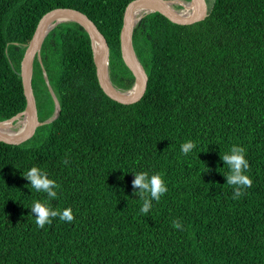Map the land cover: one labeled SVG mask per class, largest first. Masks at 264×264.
<instances>
[{"label": "trees", "instance_id": "1", "mask_svg": "<svg viewBox=\"0 0 264 264\" xmlns=\"http://www.w3.org/2000/svg\"><path fill=\"white\" fill-rule=\"evenodd\" d=\"M131 1L0 0V121L25 109L20 61L57 7L95 23L112 83L129 89L119 36ZM132 46L147 84L125 104L101 89L82 26L61 22L44 37L32 88L43 121L55 108L45 73L59 114L20 144L0 141V264H264V0H212L191 24L150 12ZM189 140L196 147L184 155ZM234 145L253 181L235 200L220 158ZM33 166L60 185L50 206L71 208L73 221L37 227L30 207L48 198L23 177ZM142 171L167 187L147 215L132 187Z\"/></svg>", "mask_w": 264, "mask_h": 264}, {"label": "water", "instance_id": "2", "mask_svg": "<svg viewBox=\"0 0 264 264\" xmlns=\"http://www.w3.org/2000/svg\"><path fill=\"white\" fill-rule=\"evenodd\" d=\"M168 1H186V3L192 5L191 14L188 16L180 15L168 6ZM209 9L210 6H208L206 0H132L126 8L119 36L121 57L134 76L132 86L126 90L116 87L110 79L109 47L105 37L95 23L86 14L77 9L57 7L47 11L40 17L20 61L19 75L26 99L25 109L8 119L0 121V124H3L14 120L16 117H21L27 120V126L23 132L15 135H8L0 131V141L10 144H20L31 138L38 126L54 120L59 114L58 101L48 83L45 73L44 78L54 100L55 108L53 114L43 121H40L38 118L36 100L32 88L34 59L37 58L40 61V48L44 37L58 23L73 21L83 27L91 41L96 76L101 89L111 99L130 104L142 97L147 84V75L132 46V33L138 21L150 12H159L176 23L191 24L204 19ZM128 91H131V93L127 94Z\"/></svg>", "mask_w": 264, "mask_h": 264}, {"label": "clouds", "instance_id": "3", "mask_svg": "<svg viewBox=\"0 0 264 264\" xmlns=\"http://www.w3.org/2000/svg\"><path fill=\"white\" fill-rule=\"evenodd\" d=\"M196 144L189 140L181 145V152L184 155L190 153ZM245 148L242 146H232L229 154H224L221 160L224 165L228 166L229 172L225 176L226 183L233 186L232 199H239L245 194V189L250 188L253 184L252 179L246 172L249 170V161L245 158ZM63 163L67 164L65 159ZM208 171V169H207ZM23 177L29 181V185L37 192L47 194V200L44 202L35 201L30 207L31 213L35 214V223L38 228H44L46 224H51L53 218L59 217V220L71 222L74 219L72 209H54L50 206L49 201L57 198V190L60 185L53 179L48 177V174L42 171L39 167H31ZM132 180L133 189H138L134 193L139 195L143 201L140 212L147 215L153 207V201L159 202L162 195L167 192V187L161 173L149 175L148 172L134 173ZM133 193V194H134ZM173 227L178 230H183L179 220L173 221Z\"/></svg>", "mask_w": 264, "mask_h": 264}, {"label": "bare ground", "instance_id": "4", "mask_svg": "<svg viewBox=\"0 0 264 264\" xmlns=\"http://www.w3.org/2000/svg\"><path fill=\"white\" fill-rule=\"evenodd\" d=\"M167 4L169 7L174 9L182 16L190 15L193 9L192 5L186 3V1H168ZM129 93H131V91L127 92V94ZM26 126H27V120L25 118L16 117L14 120L0 124V131L8 135H15L17 133L23 132Z\"/></svg>", "mask_w": 264, "mask_h": 264}, {"label": "rangeland", "instance_id": "5", "mask_svg": "<svg viewBox=\"0 0 264 264\" xmlns=\"http://www.w3.org/2000/svg\"><path fill=\"white\" fill-rule=\"evenodd\" d=\"M206 1H207L208 6H210L212 0H206Z\"/></svg>", "mask_w": 264, "mask_h": 264}]
</instances>
